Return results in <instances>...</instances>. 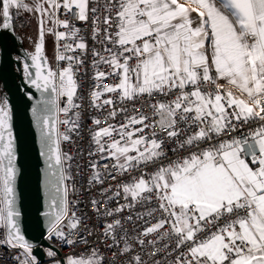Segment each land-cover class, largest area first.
I'll return each mask as SVG.
<instances>
[{"label": "snow or ice", "instance_id": "6c2138e0", "mask_svg": "<svg viewBox=\"0 0 264 264\" xmlns=\"http://www.w3.org/2000/svg\"><path fill=\"white\" fill-rule=\"evenodd\" d=\"M13 10L37 21L23 75L41 93L31 115L48 197L42 238L84 245L64 258L44 248L50 264H264V0H0V35L15 40ZM77 23L101 46L91 53V107L110 109L104 126L92 119L89 156L117 181L101 193H111L103 211L90 201L94 215L111 218L96 244L84 235L94 234L90 217L69 199L72 156L62 148L81 127L76 77L88 44ZM13 119L0 98V246L14 264H40L18 222ZM90 166L89 184H104L99 162ZM133 221L142 223L130 235Z\"/></svg>", "mask_w": 264, "mask_h": 264}, {"label": "water", "instance_id": "95a60500", "mask_svg": "<svg viewBox=\"0 0 264 264\" xmlns=\"http://www.w3.org/2000/svg\"><path fill=\"white\" fill-rule=\"evenodd\" d=\"M16 36L13 40L7 33L0 35V84L4 97L13 108L19 170L16 182V206L20 212L18 222L25 237L38 246L36 255L40 264H45L47 260L43 249L51 246L42 238L47 227V218L42 213L47 211L48 197L43 185L44 163L39 156L38 133L31 115V108L41 98V93L25 82L23 63L27 61L30 64L31 61L22 47L21 38ZM13 54L19 59H14ZM29 93L32 100L28 99ZM44 95H51L50 90ZM55 250L58 258H63L61 252Z\"/></svg>", "mask_w": 264, "mask_h": 264}, {"label": "built area", "instance_id": "2783aa9c", "mask_svg": "<svg viewBox=\"0 0 264 264\" xmlns=\"http://www.w3.org/2000/svg\"><path fill=\"white\" fill-rule=\"evenodd\" d=\"M103 2V0H101ZM77 27L81 29L80 35L84 37L88 44V52L84 57V63L80 66L79 71L77 72V80L80 83L81 87L78 89V96L79 99L76 100V103L80 105L79 112H80V124L81 127L79 129V133H72L71 140L67 142H63L62 148L63 151L67 152L69 155L72 156V160L68 162L70 164V171L73 177L71 183L74 184L76 191L70 193L69 199L76 201L73 210L77 212L78 215L84 216L85 214L87 217L85 218L84 224L88 226L89 230L93 231V235L91 237L87 236V232L84 235L89 239L90 244H96L98 239L102 240L103 237L100 235L103 229V225L105 224L106 220H110L111 218H106L104 216H97L92 213V206L90 201L92 199H96L101 201V210L103 211L105 207L104 201L106 200L107 195H111V193H107L106 195H102L104 189L111 188L113 191L116 190L117 181H113L110 177H108L103 172V164L106 161H101L99 156L93 158L89 156V153L94 151L95 146L91 143V130H92V119L99 118L101 119V126H104L103 117L107 115V112L110 109L104 110H96L91 107V98L90 92L95 87V82L92 79L94 74V69L92 66V49L97 48L100 49L101 46L95 43L91 39V31L90 27L85 24L77 23ZM51 53L49 57V63L54 65V55H55V41L53 37H51ZM103 67V66H101ZM108 82H111L110 80ZM63 104V98L61 99V106ZM117 108L121 105L119 101L116 104ZM129 113L132 112L133 105L128 103L127 105ZM61 118L63 119V115L61 114ZM123 114L117 117L116 121L113 123H119L123 120ZM64 127H60V131H64ZM248 129L243 128L241 129L242 133H247ZM169 155L171 156L172 153L169 151ZM174 158V157H173ZM95 159L99 162V170L102 173L104 178V184H96L95 182L89 184V179L92 176V168L90 166V162ZM107 163H111V161H107ZM68 165L66 164V167ZM116 175V173H113ZM129 179L128 176L119 177L118 180L122 182H127ZM123 203V200L120 201ZM110 207L116 206V201H111L109 203ZM145 210L144 207L138 208L134 210L133 215H135V211L143 212ZM125 216L128 215L127 212L124 214ZM142 223L140 221H133V222H125V228L128 229L130 235L135 234V229H138L139 224ZM46 242L53 248L57 249L61 252L62 257H66L67 255H72L74 252L79 253L84 245L78 244L75 248L69 246L67 244L61 245L58 241H48ZM100 248L102 251L105 252L107 256H111V253L105 248L104 244H100ZM13 251L8 249L4 246H0V264H14L12 260ZM47 262L45 264H50V259L46 256Z\"/></svg>", "mask_w": 264, "mask_h": 264}, {"label": "flooded vegetation", "instance_id": "af4514ba", "mask_svg": "<svg viewBox=\"0 0 264 264\" xmlns=\"http://www.w3.org/2000/svg\"><path fill=\"white\" fill-rule=\"evenodd\" d=\"M30 2V0H29ZM13 18H14V25H15V33L21 38L22 47L27 53H31L34 51V45L32 43L33 39H35L37 35V21L32 16V14H23L21 13L19 16L15 15V10H13ZM49 38V37H47ZM47 41V39H46ZM45 55L47 56L48 60L49 57L47 53V49L45 47ZM12 57L17 59L16 55L13 54ZM14 70H16V65L13 64ZM19 71L16 70V74ZM0 98H4V91L0 84Z\"/></svg>", "mask_w": 264, "mask_h": 264}, {"label": "rangeland", "instance_id": "374dc122", "mask_svg": "<svg viewBox=\"0 0 264 264\" xmlns=\"http://www.w3.org/2000/svg\"><path fill=\"white\" fill-rule=\"evenodd\" d=\"M51 48H52V43H51V38L49 36V38H47V41H46V49H47L48 56H50Z\"/></svg>", "mask_w": 264, "mask_h": 264}]
</instances>
